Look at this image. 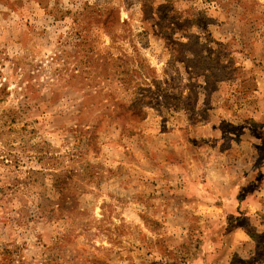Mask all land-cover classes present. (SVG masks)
<instances>
[{
	"label": "rangeland",
	"instance_id": "obj_1",
	"mask_svg": "<svg viewBox=\"0 0 264 264\" xmlns=\"http://www.w3.org/2000/svg\"><path fill=\"white\" fill-rule=\"evenodd\" d=\"M0 264H264V0H0Z\"/></svg>",
	"mask_w": 264,
	"mask_h": 264
}]
</instances>
